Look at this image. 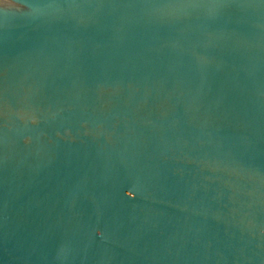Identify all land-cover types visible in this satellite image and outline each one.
<instances>
[{"label":"water","instance_id":"obj_1","mask_svg":"<svg viewBox=\"0 0 264 264\" xmlns=\"http://www.w3.org/2000/svg\"><path fill=\"white\" fill-rule=\"evenodd\" d=\"M0 264H264V0H0Z\"/></svg>","mask_w":264,"mask_h":264},{"label":"clouds","instance_id":"obj_2","mask_svg":"<svg viewBox=\"0 0 264 264\" xmlns=\"http://www.w3.org/2000/svg\"><path fill=\"white\" fill-rule=\"evenodd\" d=\"M21 5H22V7H20V8H16L15 6L9 7V6L5 5L3 7H0V9H22L24 7V5L23 4H21Z\"/></svg>","mask_w":264,"mask_h":264}]
</instances>
